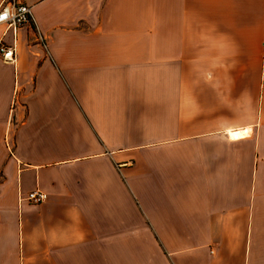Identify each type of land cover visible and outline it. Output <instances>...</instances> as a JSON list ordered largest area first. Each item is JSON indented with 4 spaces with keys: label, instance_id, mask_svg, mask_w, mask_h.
I'll return each instance as SVG.
<instances>
[{
    "label": "crops",
    "instance_id": "obj_1",
    "mask_svg": "<svg viewBox=\"0 0 264 264\" xmlns=\"http://www.w3.org/2000/svg\"><path fill=\"white\" fill-rule=\"evenodd\" d=\"M24 2L0 264H264V0Z\"/></svg>",
    "mask_w": 264,
    "mask_h": 264
},
{
    "label": "built area",
    "instance_id": "obj_2",
    "mask_svg": "<svg viewBox=\"0 0 264 264\" xmlns=\"http://www.w3.org/2000/svg\"><path fill=\"white\" fill-rule=\"evenodd\" d=\"M0 17H2L0 25L14 30L33 21L32 8L26 5L24 0H2L0 3ZM0 58L8 63H14L16 61V48L0 42ZM27 199L32 204L39 205L48 199V195L36 191L30 193Z\"/></svg>",
    "mask_w": 264,
    "mask_h": 264
},
{
    "label": "snow or ice",
    "instance_id": "obj_3",
    "mask_svg": "<svg viewBox=\"0 0 264 264\" xmlns=\"http://www.w3.org/2000/svg\"><path fill=\"white\" fill-rule=\"evenodd\" d=\"M0 19H2V17H0Z\"/></svg>",
    "mask_w": 264,
    "mask_h": 264
}]
</instances>
